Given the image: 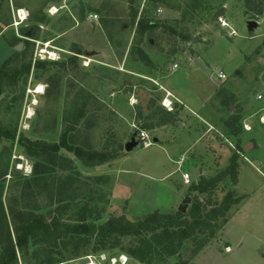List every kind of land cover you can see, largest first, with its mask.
<instances>
[{"label": "rangeland", "instance_id": "374dc122", "mask_svg": "<svg viewBox=\"0 0 264 264\" xmlns=\"http://www.w3.org/2000/svg\"><path fill=\"white\" fill-rule=\"evenodd\" d=\"M133 16L158 27L141 34ZM248 20L257 22L252 32ZM41 49L53 52V60L40 59ZM37 61L58 64L48 63L41 70L34 65ZM172 63L178 68L168 74ZM27 64L28 72H22ZM0 67V128L31 139L53 142L84 109L77 140L90 135L82 127L90 119L95 125L91 138L98 140L95 150L109 151L112 143L115 148L127 142L136 128L155 121L153 111L166 109L161 91L141 78V70L161 72L160 83L173 84L198 113L237 117L241 126L237 136L216 129L200 135L207 125L195 124L197 120L182 113L173 125L147 130L152 138L173 140L179 152L170 154L166 145L153 142L147 148L121 149L114 162H99L96 172L79 167L84 183L78 184L85 196L96 189L109 192L108 201L96 206L101 217L97 222L118 215L137 222L154 211L174 214L179 206L184 214L197 198L206 212L222 205L213 236L198 233L176 255L154 254L148 262L118 249L112 255L89 250L75 257L59 245L45 248L29 241L23 253L15 252L17 264H37L49 251L61 261L57 264H264V1L0 0ZM217 70L225 79L216 77ZM37 85L42 92H35ZM201 102L204 110L199 109ZM233 153L236 183L224 177L210 193H188L191 183L222 171ZM34 160L0 137V264H15L7 260L9 245L28 217L66 219V214H57L63 203L50 195L64 174L46 173L43 183H35L41 174L32 175ZM183 172L188 184L182 181ZM26 183L33 195L25 192ZM168 187L177 190L176 196ZM130 243L124 237L120 246Z\"/></svg>", "mask_w": 264, "mask_h": 264}, {"label": "trees", "instance_id": "16d2710c", "mask_svg": "<svg viewBox=\"0 0 264 264\" xmlns=\"http://www.w3.org/2000/svg\"><path fill=\"white\" fill-rule=\"evenodd\" d=\"M156 1L161 2L162 0ZM261 1L264 0H259V2ZM260 12L261 10L258 9L257 13ZM132 21L136 22L141 34L146 29L158 27L157 23L154 22L146 24L142 20L135 21L134 16ZM71 60H75V56H72ZM145 61H149V59L145 58ZM48 63L58 64L54 61H37L34 65L36 68L46 70ZM29 67V64L24 66L22 72H28ZM2 72V67H0V74ZM84 113V109H80L75 113L76 118L73 124L69 125L64 133L61 134L59 142L49 143L41 139H31L24 135L23 132L17 133L16 130L8 132L0 128V137H5L14 142L20 154L30 161L36 159L33 162L32 175L41 174V178L34 179L37 181L35 183L39 181L43 183L45 180V177H42L43 174L56 172L57 169L65 172L64 175H59L60 179H57L59 182L49 192L51 198H54L55 195L57 196V203H63V205L57 207V214H66V219L63 220L58 216L50 218L46 222L40 216L28 217L26 223L16 231L15 242L9 245L10 255L7 258L8 261L11 260L17 264L15 252L23 253L30 241L32 245H42L45 248L59 245L66 250L69 249L70 254L75 257L86 255L87 253L85 252L89 250L96 254L106 252L112 255L118 249L127 252L139 262H148L154 254L176 255L182 244L188 239H195L198 233L207 232L213 236L216 227L215 220L222 211V205L206 212L204 210L205 205H202L197 198L191 201L190 208L184 214L176 211L174 214L161 215L154 211L137 222H131L123 215L109 216L103 222H97L101 217L98 212L95 213L97 210L96 206L99 202L108 201L109 192L103 189H96L93 191L95 196L92 195V192H88V196H85L84 192H82L84 188H81L78 184L84 182L79 179L81 176H79L74 158L82 166L93 167L95 165L93 164L94 162L97 164L115 159L119 151L123 149V143L116 145L115 148L109 151H97L92 149V147H88L89 137H92V129H94V121L90 119L86 120L82 126L84 130L91 131L90 135H84L77 140L79 136L75 135V131L79 128L78 120ZM141 114H143L142 111ZM152 114L156 116L155 121L143 124L142 129L150 130L161 125H173L177 120L176 111L156 109ZM237 121V117H226L223 119L227 135L237 136L239 134L241 126L237 124ZM129 138L130 135L128 136ZM60 150L72 152L73 157H67ZM237 170V154L233 153L227 166L222 171L211 178L201 177L197 182L191 183L188 187V193L192 191L198 194L210 193L215 188L216 183L224 177H229L232 183H236ZM106 183L107 181L103 182L105 185ZM26 187L28 190L32 188L27 183ZM26 187L25 192L33 195V189L27 192ZM25 192L22 189L21 193H19L23 196ZM92 201H95L93 205H91ZM223 208H225V204ZM67 212H69L68 215ZM148 233L150 234L147 235ZM124 237L131 238L128 248L120 246V241ZM117 246L119 247L117 248ZM50 252L47 254L43 253L44 256L37 260V264H57L61 262ZM61 258L65 259V255Z\"/></svg>", "mask_w": 264, "mask_h": 264}, {"label": "crops", "instance_id": "0c3cea01", "mask_svg": "<svg viewBox=\"0 0 264 264\" xmlns=\"http://www.w3.org/2000/svg\"><path fill=\"white\" fill-rule=\"evenodd\" d=\"M152 59V57H150ZM149 59V58H148ZM149 59V61L151 60ZM168 67V66H167ZM170 67V66H169ZM168 67V69H169ZM176 71H168V74H171V73H175ZM164 75L160 72H156V71H152V70H149V72H143V70H141V78H144V79H148V80H151L153 82V86L155 87V90L156 88H159V90L161 91V99H166V102L170 101L171 104H172V109L173 110H170V111H176L177 112V117L179 119H182V116L181 114L183 113L184 115H187L189 116V118L191 120L195 119L197 121H194L195 124L197 123H201V124H204V125H207L208 128H205L203 129L202 127V130H201V134H205L206 132H208L210 129H216L217 131H223L224 133H226V127L224 126L223 124V119L224 118H220L221 115H216V116H213V115H203V114H200L198 113V109L195 110L194 108L188 106V104H185V102L182 100L181 96H180V93L178 90H176V87L173 85V84H168V83H160L159 79L162 78ZM163 79V78H162ZM165 108V107H164ZM204 103L201 102V105L199 107V109L201 110H204ZM166 110L169 111V109L166 108ZM223 115V114H222ZM195 118H194V117ZM180 122V121H179ZM177 123V121H176ZM168 125V124H166ZM166 125H161L159 126L160 128H163L164 126ZM59 127H60V124H59ZM95 127V125H94ZM213 127V128H212ZM195 128V127H194ZM56 129V127L54 128ZM155 129V128H154ZM157 129V127H156ZM51 130L53 129H50V132ZM195 130H197V127L195 128ZM61 132V130H60ZM60 132H58V136H56V139L53 140V142H59V138L61 136ZM187 134V133H186ZM185 134V135H186ZM200 136H198L195 140L199 139ZM155 142H159L160 145H166L167 148H168V151L170 152V154H174V152H179V149L178 148V144H175V142L171 139H168V140H164L162 139L161 135L159 136V138H156ZM178 141V140H177ZM52 143V142H51ZM91 143V144H90ZM97 143H98V140L95 139L91 140V137H89V141H88V144L87 146L88 147H92V145H94V149H96V146H97ZM112 143V141H111ZM123 143H126V142H123ZM124 145V144H123ZM113 146V147H112ZM114 148V144L112 143V145H110V148ZM111 148V149H112ZM177 149V150H176ZM61 153H64L65 152H68V151H65V150H60ZM70 152V151H69ZM67 157L69 158H72L73 157V154L71 152V156H68L66 155ZM119 156V154H118ZM118 156L116 158H118ZM180 157V156H179ZM115 158V159H116ZM113 162H114V159H112ZM74 162L76 163V167H77V170L79 171V173H81L79 167L82 166L75 158H74ZM101 163H97L95 162V165L93 167H90V166H83L85 167L86 170H89V172H94L95 170H98L96 169L95 167H97L98 165H100ZM58 174H61V173H65V172H62L60 169H57L56 170ZM96 172V171H95ZM101 173V171L99 172ZM168 192H170L173 196L177 194V190L174 189V188H171V187H168Z\"/></svg>", "mask_w": 264, "mask_h": 264}, {"label": "built area", "instance_id": "2783aa9c", "mask_svg": "<svg viewBox=\"0 0 264 264\" xmlns=\"http://www.w3.org/2000/svg\"><path fill=\"white\" fill-rule=\"evenodd\" d=\"M222 24L225 25L224 22ZM53 56H54L53 52H48V51L43 50V49H41V52L38 55V57L40 59H44V60H45V58L53 60ZM177 68H178L177 63H172L170 66L171 71H175ZM215 75L218 79H225V74L221 70L215 71ZM257 99H262V95H258ZM130 102L131 103L133 102L132 97L130 98ZM162 106L169 109V110L172 108L171 102L170 101L166 102V99L162 100ZM135 133H136V135H135L136 143H137V145H140L142 148H147L154 142L151 134L145 129L136 128ZM176 162H177L178 166L180 167L181 162L180 161H176ZM181 178L185 184L189 183V176L187 173H185V172L181 173Z\"/></svg>", "mask_w": 264, "mask_h": 264}, {"label": "water", "instance_id": "95a60500", "mask_svg": "<svg viewBox=\"0 0 264 264\" xmlns=\"http://www.w3.org/2000/svg\"><path fill=\"white\" fill-rule=\"evenodd\" d=\"M256 26H257V22L252 21V20H248V21H247V30H248V32H252L253 28H255ZM29 36H30V33H29V31H27V32L25 33V37L27 38V37H29ZM20 46H21V43H18V44L15 46V49H19ZM85 54H86L87 56H89V55L92 54V52H87V51H86ZM135 135H136V133L133 132V133L131 134L129 140H128L126 143H124L123 148H124L125 151H129V150H131L133 147H135V146L137 145V143H136V139H135ZM153 141L155 142L156 139L153 138ZM178 208H179L180 211H183V207L179 206Z\"/></svg>", "mask_w": 264, "mask_h": 264}, {"label": "bare ground", "instance_id": "6f19581e", "mask_svg": "<svg viewBox=\"0 0 264 264\" xmlns=\"http://www.w3.org/2000/svg\"><path fill=\"white\" fill-rule=\"evenodd\" d=\"M21 15H22V11H21ZM22 17V16H21ZM23 18V17H22ZM42 90H43V87H42V85H37L36 86V90H35V92L36 93H40V92H42Z\"/></svg>", "mask_w": 264, "mask_h": 264}]
</instances>
